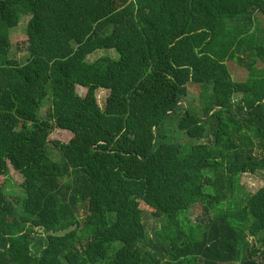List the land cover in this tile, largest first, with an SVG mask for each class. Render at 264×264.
<instances>
[{
	"label": "trees",
	"instance_id": "16d2710c",
	"mask_svg": "<svg viewBox=\"0 0 264 264\" xmlns=\"http://www.w3.org/2000/svg\"><path fill=\"white\" fill-rule=\"evenodd\" d=\"M9 166L24 196L0 186V264H264V184L238 201L264 181V0H0Z\"/></svg>",
	"mask_w": 264,
	"mask_h": 264
},
{
	"label": "rangeland",
	"instance_id": "374dc122",
	"mask_svg": "<svg viewBox=\"0 0 264 264\" xmlns=\"http://www.w3.org/2000/svg\"><path fill=\"white\" fill-rule=\"evenodd\" d=\"M261 21L263 20L260 17ZM27 21V17L23 16L22 23L19 25L18 29H16L12 36L11 40L13 43V48L11 50V56L15 57L19 64H23L26 62L29 54V45L27 43V36H26V27L27 23L23 24ZM1 31H5V27H2ZM111 56L113 58L116 57V54L113 50H100L97 51L94 55L89 57V61L93 62L100 58L101 56ZM197 86H191L189 88L190 90V98L197 97ZM77 92L80 96L84 97L86 94V90L84 88L78 87ZM108 92L105 90H99L97 93L98 98V104L101 107H104L105 101L107 98ZM50 111V104H46L44 108L41 111L42 117H47ZM168 125H170V122H167ZM53 139L56 140H62L64 142H67L71 139V134L65 133V132H57L52 136ZM23 182V177L21 174L17 173L11 166H9V172L6 177L1 178L0 177V186H3L7 193L10 194V196L14 197H23L24 191L21 187V184ZM242 191L240 193V197H238V201L243 200V202L246 201L247 197H249L251 194L256 192L261 186H263L264 181L262 178L254 176V175H245L242 179ZM203 206L197 205L190 209V211L187 214V219L191 224L198 225L200 223H203V221L206 220V217L203 215ZM144 223L146 226L147 236L149 239H153L156 232L160 231L164 220L161 218H156L153 216L152 213H149L147 210H145V213L143 215Z\"/></svg>",
	"mask_w": 264,
	"mask_h": 264
}]
</instances>
